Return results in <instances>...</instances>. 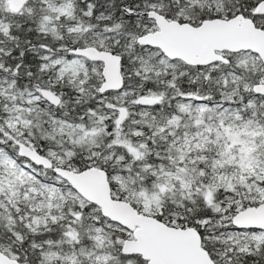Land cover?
<instances>
[{"label": "snow or ice", "instance_id": "1", "mask_svg": "<svg viewBox=\"0 0 264 264\" xmlns=\"http://www.w3.org/2000/svg\"><path fill=\"white\" fill-rule=\"evenodd\" d=\"M0 264H264V0H0Z\"/></svg>", "mask_w": 264, "mask_h": 264}]
</instances>
